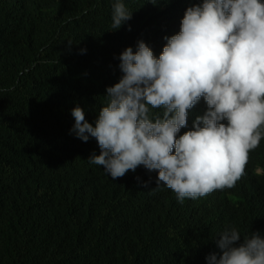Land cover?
I'll use <instances>...</instances> for the list:
<instances>
[{
	"label": "trees",
	"instance_id": "1",
	"mask_svg": "<svg viewBox=\"0 0 264 264\" xmlns=\"http://www.w3.org/2000/svg\"><path fill=\"white\" fill-rule=\"evenodd\" d=\"M112 2L0 0V264H206L225 228L264 234V138L234 187L180 203L142 166L107 176L96 140L69 133L76 105L94 124L122 50L158 55L200 0H123L118 30Z\"/></svg>",
	"mask_w": 264,
	"mask_h": 264
},
{
	"label": "clouds",
	"instance_id": "2",
	"mask_svg": "<svg viewBox=\"0 0 264 264\" xmlns=\"http://www.w3.org/2000/svg\"><path fill=\"white\" fill-rule=\"evenodd\" d=\"M111 7V28L118 30L132 12L123 0ZM163 39L158 55L142 39L125 47L121 76L106 86L94 124L76 105L69 133L96 140L99 154L87 160L107 176L142 166L156 172L154 189L167 187L183 203L234 187L264 138V0H200L186 7L179 31ZM201 99L205 110L189 127ZM213 240L219 252L206 264H264L259 231L242 237L227 227Z\"/></svg>",
	"mask_w": 264,
	"mask_h": 264
}]
</instances>
